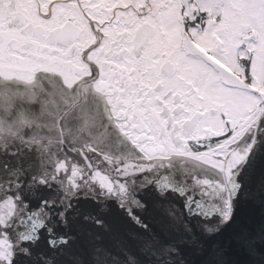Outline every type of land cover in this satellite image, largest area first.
<instances>
[{"label": "snow or ice", "instance_id": "1", "mask_svg": "<svg viewBox=\"0 0 264 264\" xmlns=\"http://www.w3.org/2000/svg\"><path fill=\"white\" fill-rule=\"evenodd\" d=\"M0 264H264V0H0Z\"/></svg>", "mask_w": 264, "mask_h": 264}]
</instances>
